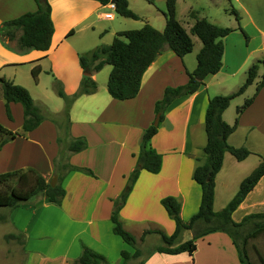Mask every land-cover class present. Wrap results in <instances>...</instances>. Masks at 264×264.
Segmentation results:
<instances>
[{
    "label": "crops",
    "instance_id": "1",
    "mask_svg": "<svg viewBox=\"0 0 264 264\" xmlns=\"http://www.w3.org/2000/svg\"><path fill=\"white\" fill-rule=\"evenodd\" d=\"M161 1L166 3V0ZM184 1H175V17L191 36L193 47L190 52L179 57L165 45L143 72L138 93L128 99L114 98L107 91L111 66L105 64L101 68H106L103 82L100 83L97 78L101 69L92 74L97 84L96 90L81 94L72 101L65 141L82 136L86 146L80 151L69 153V162L75 166L89 167L93 175L79 170L66 172L61 181L65 195L60 204L38 195L3 212L7 217L2 223L10 225L11 231L17 230L24 234V252L33 262L30 264H40L41 257L45 255H50L51 259L58 258V264H73L81 252L82 244L104 254L108 264H111V255L120 256L119 264H122V250L133 253L134 248L113 232L111 212L114 199L136 164L142 133L155 117V101L163 96L166 86L184 84L188 79L187 71L196 67V54L202 43L190 31L195 21L190 12L194 11L198 17L213 23H221L218 18L195 11L189 4L186 16H180L179 4ZM48 2L53 34L47 50L20 48L16 40L0 39V76L27 88L45 116L35 128L0 147V173L32 167L45 178L54 174V159L59 152V129L63 128L65 121L62 115L64 100L56 92V83H60L67 95L76 92L83 77L79 54L99 44H107L109 37L113 39L120 29L119 25L128 23L119 18L129 17L117 15L115 8L98 0ZM127 2L129 8L140 15L139 8H135L137 0ZM246 5L243 3L247 10ZM254 5L257 8L258 0ZM36 8L35 0H0V23ZM157 10L161 11V8L158 6ZM164 10L162 20L158 16H146L145 22L162 30L165 26ZM106 13L111 16L106 17ZM143 23L140 21L136 27H141ZM247 24H242L246 30ZM229 25L233 31L223 37L224 52L220 69L208 75L193 93L175 98L167 106L163 119L150 138V145L162 155L161 168L157 173L145 169L139 171L125 204L118 212V219L125 228L131 230L136 227L140 229V235L150 228L171 234L175 228L174 220L160 203V199L166 195H172L180 201V216L184 221H188L198 211L201 186L192 178V174L195 167L205 160L202 148L207 139L205 110L208 98L235 91L245 80L248 67L263 59L254 56V53L264 48V45L255 46L251 41L246 44L240 30H237L241 25L237 20L233 19ZM252 25L261 30L253 20ZM230 48L235 53L242 50L243 57L239 62L228 57ZM34 67H39L36 79L32 75ZM240 69H243L242 80L236 78ZM263 74L264 65L259 63L252 83L233 97L222 112V118L227 123L236 122L235 129L227 136V142L235 147H245L250 153L240 160L228 151L224 153L221 167L214 178V211L228 204L242 179L264 158V85L252 102L240 111L244 100L253 95ZM9 107L11 118L7 116L4 99L0 97V123L12 131H20L24 120L23 105L13 101ZM61 138L60 142L64 141ZM40 204L50 210L51 243L48 249L30 245L33 239L43 237L38 223L35 226L32 221L36 216L35 206ZM255 212H264V175L233 210L231 217L239 222L245 215ZM191 236L192 232L186 231L181 240ZM156 246L141 248L139 257L142 264H245L240 259L234 235L224 228L196 238L186 250L179 253L157 251ZM4 250V255L9 256V249ZM23 264H29L28 259Z\"/></svg>",
    "mask_w": 264,
    "mask_h": 264
},
{
    "label": "trees",
    "instance_id": "2",
    "mask_svg": "<svg viewBox=\"0 0 264 264\" xmlns=\"http://www.w3.org/2000/svg\"><path fill=\"white\" fill-rule=\"evenodd\" d=\"M106 4L113 2L115 12L121 16L138 19L140 16L132 11L127 0H98ZM151 1V0H150ZM175 1L166 0L163 11L165 26L158 30L148 22L137 29H127L116 32L109 44H99L90 51L80 53L79 64L83 69V77L79 87L72 95L64 93L59 82L56 83V92L64 100L62 115L64 121L65 141L68 136L69 108L72 101L79 95L94 92L97 88L92 74L99 71L105 64L111 66L107 78V91L117 99H128L134 97L140 87L141 77L145 69L157 57L161 50L167 45L176 55L182 57L190 52L193 42L189 33L175 17ZM37 8L27 11L17 17L4 20L0 23V39L3 41L16 40L20 48L32 47L45 51L49 48L53 34V22L51 20V7L48 0H35ZM235 19L240 20L238 12L233 8ZM195 21L190 29L201 40L202 46L196 54V67L187 71V81L178 86H166L163 96L154 103L155 115H159V122L163 119L167 106L177 97L193 93L200 84L205 82L208 75L216 73L222 64L224 43L222 38L233 31L232 27L217 25L204 17H198L194 11L190 12ZM247 41L248 34L239 27ZM264 65V58L253 62L247 69V76L243 83L229 94H216L208 98L205 110L206 143L202 148L205 160L193 170L192 178L201 186V199L198 211L188 220L184 221L180 216L181 203L172 195H166L160 199L161 205L168 216L174 220L175 228L171 234H166L160 229L150 228L143 231L144 234L156 233L160 236L163 244L157 245V251L166 253H179L186 250L196 238L216 229L224 228L234 235L236 228L248 219H255L254 231L249 236H256L264 229V212H255L245 215L241 221L235 222L231 213L244 199L247 193L255 186L260 177L264 175V158L259 164L240 182L239 188L228 204L219 211L213 210L214 178L220 169L223 155L230 152L236 159L240 160L247 156L250 151L245 147H235L227 142V136L233 132L236 122L227 123L222 118L223 110L229 105L231 99L252 83L258 64ZM39 67L32 69V75L36 79ZM264 85V74L257 83L252 96L246 98L240 107L244 110L253 100L256 93ZM0 97L4 99L5 111L9 118L10 102H21L24 108V120L20 131H12L0 123V147L9 139L24 135L25 132L35 128L43 119L44 113L35 104L30 92L24 86L14 83L0 76ZM159 124V123H158ZM158 125L150 123L143 131L139 151L136 155V164L127 177L126 183L114 199L111 212L113 232L134 248L130 254L126 250L121 251L123 263L130 257L137 258L141 255L137 247L135 236L127 230L118 219V212L125 203L138 174L141 169L157 173L161 168V153L157 152L149 143L150 138L156 132ZM62 140L59 137V142ZM67 145L69 153L77 152L85 148L86 140L82 136L71 137ZM65 150L59 151L54 159L55 176L57 180L51 185L46 178L32 167L8 170L0 173V207L13 208L27 202L36 195H42L52 203L60 204L65 190L61 184L63 176L70 170H79L93 175L89 167L75 166L69 163L68 157L64 158ZM68 153V155H69ZM67 155V156H68ZM64 158V159H63ZM6 214H0V221L6 220ZM185 231H191V238L181 240ZM14 234L5 235L6 239L13 238ZM247 238V237H246ZM243 239V243L246 242ZM240 259L245 264H252L248 259L244 248L236 243ZM262 264L264 259L259 256ZM73 264H108L104 254L82 244L79 256ZM139 264H142L139 262Z\"/></svg>",
    "mask_w": 264,
    "mask_h": 264
},
{
    "label": "rangeland",
    "instance_id": "3",
    "mask_svg": "<svg viewBox=\"0 0 264 264\" xmlns=\"http://www.w3.org/2000/svg\"><path fill=\"white\" fill-rule=\"evenodd\" d=\"M256 1L257 0H185L184 2H180V4H179V11H180L179 13H180V16H183V17L186 16V8L188 7V4H189L193 7V9L195 11H197L199 13H204V14L213 16L215 18H218V20H220L221 23L217 24V25L230 27L229 24H232V20L235 19V15L232 12V9L234 8L240 16V20H239V22L241 24L240 27H242V24L244 22H248L247 30H246V28L242 27V29L249 36L247 41L244 37V34L240 30V28H238L239 26L237 27V30H240V32H241V38L246 42V44L249 43V41H251L253 43V45H255V46L259 45L260 46V45H264V0H258L259 5L257 6V8L254 5V3H256ZM243 3L247 4L246 8L248 11L243 7ZM136 4H137V6L135 8H139L137 10L140 14L139 15L140 18L133 19V18H122V17H120L119 19H125L122 21H127L128 23L119 25L120 29H118V31L140 28V27H136V26H139L140 21L145 22L146 16H151V17L152 16H158V18L160 20L163 19L162 18L163 17L162 10L166 9V7H165V4L162 3L161 0H151V1L150 0H137ZM158 6H159V8H161V11L157 10ZM252 20L255 22L256 25L259 26V28L261 29L260 31L256 28V26L252 25ZM152 22L154 23V21H152ZM222 24H224V25H222ZM251 35H252V37H251ZM114 36H115V34L113 35V38H114ZM233 37L236 38V36H233ZM112 40H113L112 37H109V39L106 41L107 44L112 42ZM222 41H223V38H222ZM233 44H234V42H233ZM230 49H231V51L228 52V57H230V59L233 58L239 62L241 60V57H243L242 50L240 49V52L237 51L235 53L233 48H230ZM262 52H264V48L258 49L254 53V54H256L254 56H258L259 58H264V54ZM260 66L262 67V65H260ZM244 68H246V67H244ZM103 75H104V77L102 78ZM237 75L238 76H236V78L239 77L240 80H242L243 69H240L237 72ZM245 76H247V72L245 73ZM105 77H106V68L100 70L97 78H98V81L101 83V82H103ZM57 118H59L60 120L63 119L62 116H61V118L59 116H57ZM63 136H64V129L60 128L59 129V137H63ZM12 139H9L8 141H10ZM69 142L70 141L59 142V151H61L63 149L65 150L63 155H64V158L68 157V161H69V155H68L69 151L67 150V145ZM54 175L55 174H53L52 176L46 177V181H49ZM56 180H57V178H56ZM36 196H38V195H36ZM40 196H42V195H40ZM126 199H127V197H126ZM34 200L36 201L37 198H34ZM125 202H126V200H125ZM9 209L10 208L0 207V214L6 213V211H8ZM35 209H36V216H34L32 221H33V223H35L34 224L35 226L38 223V226H40L39 232L43 233V237L40 238L39 240L33 239L30 242V245L34 248L48 249L50 246V243H51L50 242L51 240L49 238V230H50L49 219H51L50 212H49L50 210L47 208H43V205L41 206V204L35 206ZM2 222H4V221H0V264H23V262L24 261L26 262L27 259H28L29 264L33 263L30 261V258L27 257V255L24 252V247H25V245H24V242H25L24 234L22 232L17 231V230L11 231L10 230L11 226L7 225L5 223H2ZM254 222H255V219H248V220L244 221L238 227L232 228V229H234L233 231H235L236 243L239 245V247L244 248V251H245L248 259L251 261V263L252 264H262V261L260 260L259 256H262L264 259V229L260 230V232L256 236H254V237L249 236L248 237V235H250V233L252 231H254ZM127 230H129V229H127ZM129 231L137 239L136 244H137V247L140 248V250H141V248H152L156 245L163 244L162 239L156 233H148V234H144V235L141 234L140 235V229H138L136 227L129 230ZM7 234H14L15 236L13 238L6 239L5 235H7ZM244 238H246L245 243H243ZM5 248H8L9 251L11 252L9 256L4 255V253L6 252L4 250ZM39 258L40 257L38 256V259ZM119 258H120V256L111 255L109 258V261L111 262V264H119V262H120ZM139 262H140V257H137V258L130 257L129 259L126 260L125 264H139ZM40 264H58V258L51 259L50 255H48V256L45 255V256L41 257Z\"/></svg>",
    "mask_w": 264,
    "mask_h": 264
},
{
    "label": "water",
    "instance_id": "4",
    "mask_svg": "<svg viewBox=\"0 0 264 264\" xmlns=\"http://www.w3.org/2000/svg\"><path fill=\"white\" fill-rule=\"evenodd\" d=\"M158 123H159V115L156 114L155 117H154V119H153V124H154V125H158ZM56 178H57V177L54 175V176L49 180V182H50L51 185H54V184H55Z\"/></svg>",
    "mask_w": 264,
    "mask_h": 264
},
{
    "label": "built area",
    "instance_id": "5",
    "mask_svg": "<svg viewBox=\"0 0 264 264\" xmlns=\"http://www.w3.org/2000/svg\"><path fill=\"white\" fill-rule=\"evenodd\" d=\"M108 5H109L110 7H112V8H115L113 2H108ZM105 16H106V17H109V16H111V14H110V13H106Z\"/></svg>",
    "mask_w": 264,
    "mask_h": 264
}]
</instances>
